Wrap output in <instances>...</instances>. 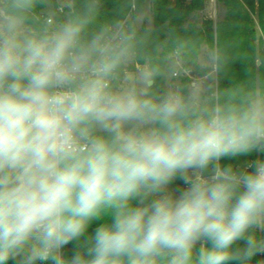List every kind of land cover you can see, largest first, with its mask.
<instances>
[{
  "label": "clouds",
  "instance_id": "clouds-1",
  "mask_svg": "<svg viewBox=\"0 0 264 264\" xmlns=\"http://www.w3.org/2000/svg\"><path fill=\"white\" fill-rule=\"evenodd\" d=\"M104 3L0 0V264H264V80Z\"/></svg>",
  "mask_w": 264,
  "mask_h": 264
},
{
  "label": "trees",
  "instance_id": "trees-1",
  "mask_svg": "<svg viewBox=\"0 0 264 264\" xmlns=\"http://www.w3.org/2000/svg\"><path fill=\"white\" fill-rule=\"evenodd\" d=\"M219 1L225 6L224 17L215 21L205 15L199 22L189 18L206 8V0H151L153 24L149 27L143 22L139 27L157 37L165 45L163 50L171 49L178 40L184 43L182 60L189 73L184 72L177 85L205 76L204 66L200 62L201 55L205 52L206 57L207 52L214 48L229 56L228 66L221 74L222 87L228 86L230 82L264 80V0ZM124 2L105 0L104 15L111 18ZM254 14H257L258 23ZM257 32L260 34L258 41ZM256 158H264V154L254 153L236 161L224 160L222 163L244 164ZM181 185V181L175 184L176 187ZM98 223H93L92 229ZM71 249L72 245L66 246V254H71ZM261 259H264V255L255 257L257 261Z\"/></svg>",
  "mask_w": 264,
  "mask_h": 264
},
{
  "label": "rangeland",
  "instance_id": "rangeland-1",
  "mask_svg": "<svg viewBox=\"0 0 264 264\" xmlns=\"http://www.w3.org/2000/svg\"><path fill=\"white\" fill-rule=\"evenodd\" d=\"M136 3H137V9L135 10V13L137 12L139 13V26H141V24L145 22L147 26L151 27L153 24L152 14H151V0H136ZM205 15L212 17L216 21L219 19H222L225 15L224 4L221 3L219 0H206V8L203 11L190 16L189 20H197L201 22L203 16ZM254 19L256 23H258L257 14H254ZM259 33L257 32V41L259 40V36H260ZM204 49H205V46H204ZM204 60H205V52H203V54L201 55V59H200V62L203 65H204ZM204 77L205 76H202L199 78H204ZM177 82L178 80L175 81V83ZM179 187H182V185Z\"/></svg>",
  "mask_w": 264,
  "mask_h": 264
},
{
  "label": "built area",
  "instance_id": "built-area-1",
  "mask_svg": "<svg viewBox=\"0 0 264 264\" xmlns=\"http://www.w3.org/2000/svg\"><path fill=\"white\" fill-rule=\"evenodd\" d=\"M137 9V3H136V0H135V9H130L131 11H133L135 13V10ZM186 73H189L188 71H185Z\"/></svg>",
  "mask_w": 264,
  "mask_h": 264
},
{
  "label": "water",
  "instance_id": "water-1",
  "mask_svg": "<svg viewBox=\"0 0 264 264\" xmlns=\"http://www.w3.org/2000/svg\"><path fill=\"white\" fill-rule=\"evenodd\" d=\"M260 61H258V63H259ZM191 75H193V72H191Z\"/></svg>",
  "mask_w": 264,
  "mask_h": 264
},
{
  "label": "crops",
  "instance_id": "crops-1",
  "mask_svg": "<svg viewBox=\"0 0 264 264\" xmlns=\"http://www.w3.org/2000/svg\"><path fill=\"white\" fill-rule=\"evenodd\" d=\"M220 20V19H219ZM152 21H153V19H152ZM216 21V20H215ZM218 21V20H217Z\"/></svg>",
  "mask_w": 264,
  "mask_h": 264
}]
</instances>
